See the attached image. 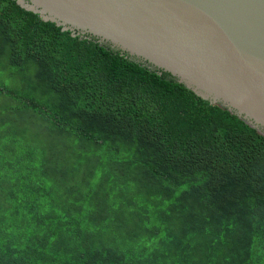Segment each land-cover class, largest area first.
<instances>
[{
  "label": "trees",
  "instance_id": "1",
  "mask_svg": "<svg viewBox=\"0 0 264 264\" xmlns=\"http://www.w3.org/2000/svg\"><path fill=\"white\" fill-rule=\"evenodd\" d=\"M0 264H264V136L0 0Z\"/></svg>",
  "mask_w": 264,
  "mask_h": 264
},
{
  "label": "water",
  "instance_id": "2",
  "mask_svg": "<svg viewBox=\"0 0 264 264\" xmlns=\"http://www.w3.org/2000/svg\"><path fill=\"white\" fill-rule=\"evenodd\" d=\"M130 61L168 73L264 136V0H14Z\"/></svg>",
  "mask_w": 264,
  "mask_h": 264
}]
</instances>
